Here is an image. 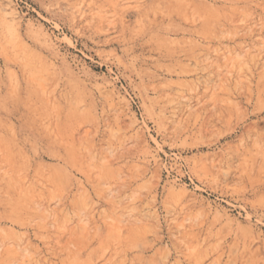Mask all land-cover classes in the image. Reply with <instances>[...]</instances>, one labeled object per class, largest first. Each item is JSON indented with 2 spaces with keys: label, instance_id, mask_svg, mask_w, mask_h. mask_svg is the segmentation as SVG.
Listing matches in <instances>:
<instances>
[{
  "label": "rangeland",
  "instance_id": "1",
  "mask_svg": "<svg viewBox=\"0 0 264 264\" xmlns=\"http://www.w3.org/2000/svg\"><path fill=\"white\" fill-rule=\"evenodd\" d=\"M0 264H264V0H0Z\"/></svg>",
  "mask_w": 264,
  "mask_h": 264
},
{
  "label": "bare ground",
  "instance_id": "2",
  "mask_svg": "<svg viewBox=\"0 0 264 264\" xmlns=\"http://www.w3.org/2000/svg\"><path fill=\"white\" fill-rule=\"evenodd\" d=\"M249 57V56H248Z\"/></svg>",
  "mask_w": 264,
  "mask_h": 264
}]
</instances>
